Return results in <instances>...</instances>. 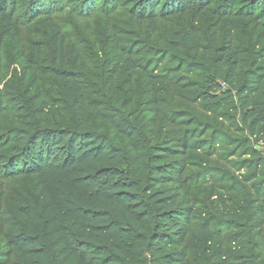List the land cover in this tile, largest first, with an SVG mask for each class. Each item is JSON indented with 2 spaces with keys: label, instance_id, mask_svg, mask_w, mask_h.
<instances>
[{
  "label": "trees",
  "instance_id": "obj_1",
  "mask_svg": "<svg viewBox=\"0 0 264 264\" xmlns=\"http://www.w3.org/2000/svg\"><path fill=\"white\" fill-rule=\"evenodd\" d=\"M15 1L0 0L3 36L19 33ZM102 2V11L119 6L153 34L161 31L164 48L114 27V54L127 58L130 79L125 96L113 93L115 105L96 112L111 135L80 122L83 96L69 86L68 72L58 69L55 76L67 86L79 123L47 124L40 108L17 99L37 115L14 113L17 125L0 135V224L12 232L0 264H264V43L251 57L238 45L264 34V0ZM39 3L51 11L63 0ZM116 68L109 70V88ZM136 71L145 80L144 93L151 94L144 104L157 111L151 122L140 121L131 109ZM199 109L205 117L197 116ZM7 110L0 94V117ZM225 114L239 116L252 143L262 148H244L240 177L231 185L241 195V212L239 222H229L240 224L250 240L251 250L242 255L232 253L221 236L228 214L214 207L205 214L184 176L195 166L209 180L231 181L217 157L226 136L215 120ZM157 122L158 140L145 139V128L153 130ZM18 177L33 181L32 192L9 198L5 210L6 184ZM186 241L196 249L194 259Z\"/></svg>",
  "mask_w": 264,
  "mask_h": 264
},
{
  "label": "rangeland",
  "instance_id": "obj_2",
  "mask_svg": "<svg viewBox=\"0 0 264 264\" xmlns=\"http://www.w3.org/2000/svg\"><path fill=\"white\" fill-rule=\"evenodd\" d=\"M46 1L53 3L55 0ZM128 1L132 3L138 0ZM102 3V0H63L62 5L50 11L46 10V4L41 6L39 0L15 1L18 12H14L13 18L19 23L18 35L3 36L0 30V94L8 109L0 117V135L17 125L12 117L14 113L28 115L29 119H34L37 115L33 111L26 112L24 107L20 108L22 105H18L17 99L24 101L26 107L40 108L47 124L72 126L79 123L78 116L66 97L67 86L55 76V70L58 69L70 73L69 86L76 85L83 96L84 109L80 122L85 127H92L105 135H111L107 126L102 128L103 123L96 112L107 104L115 105L116 97L113 93L125 96L127 90L125 83L129 78L127 58L114 54L112 36L114 27L125 32H133L135 40L149 42L156 49H163L164 46L161 31L153 34L150 27L146 24L140 25L119 6L114 5L102 11ZM92 5H95V10H89ZM43 11L44 14L41 15ZM162 25V22L157 24L159 28H162ZM124 34L126 37L130 36ZM263 43L264 34L255 33L238 45L245 51L247 57H251ZM247 65V62L243 64ZM113 66L117 67V73L113 74L114 79L110 80L112 87L109 88L105 82L109 79V70ZM161 69L164 70L165 67ZM144 83L140 72L136 71L131 77V87L135 92L131 109L140 121L151 122L153 118L156 119L157 111H154L153 105L144 104L151 98V94L144 93ZM189 110L195 113L193 107ZM197 116L205 117L201 114V109L198 110ZM215 124L222 128L226 136V143L217 155L220 162L218 163L229 174L228 178L231 181L209 180L208 172L195 166L188 167L184 176L191 189L190 197L205 214L210 213L213 207L223 214H228L223 218L226 224L221 226V236L226 240L227 248L232 253L242 255L251 250L248 244L250 240L247 239L248 234L240 224L229 222H239L236 212H241L238 208L241 195L233 191L231 185L240 177L237 169L239 163L245 159L244 148H256L259 151L262 148L252 143L249 132L242 125L239 116L225 114L224 118L215 120ZM160 131V124L157 122L153 130L145 128L143 137L156 142L160 137ZM120 140L118 139L116 144H120ZM33 185V181L25 177L8 181L3 200L4 209L8 208L9 198L21 200L25 193L32 192ZM200 190L204 191L201 196ZM210 193L213 196H210ZM201 220L198 219L196 222L201 224ZM11 233L7 226L0 224V250L5 244V236ZM185 244H188L189 258L194 259L196 256L194 245L188 241Z\"/></svg>",
  "mask_w": 264,
  "mask_h": 264
}]
</instances>
